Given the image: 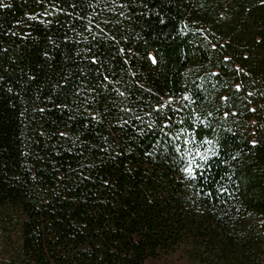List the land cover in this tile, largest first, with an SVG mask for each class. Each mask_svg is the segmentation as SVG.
Masks as SVG:
<instances>
[{"label":"trees","instance_id":"trees-1","mask_svg":"<svg viewBox=\"0 0 264 264\" xmlns=\"http://www.w3.org/2000/svg\"><path fill=\"white\" fill-rule=\"evenodd\" d=\"M176 253L264 264V0H0V264Z\"/></svg>","mask_w":264,"mask_h":264},{"label":"rangeland","instance_id":"rangeland-1","mask_svg":"<svg viewBox=\"0 0 264 264\" xmlns=\"http://www.w3.org/2000/svg\"><path fill=\"white\" fill-rule=\"evenodd\" d=\"M147 264H193L188 262L185 258L180 256L178 253L163 256L157 260L148 261Z\"/></svg>","mask_w":264,"mask_h":264},{"label":"snow or ice","instance_id":"snow-or-ice-1","mask_svg":"<svg viewBox=\"0 0 264 264\" xmlns=\"http://www.w3.org/2000/svg\"><path fill=\"white\" fill-rule=\"evenodd\" d=\"M186 171H190V169H186Z\"/></svg>","mask_w":264,"mask_h":264}]
</instances>
